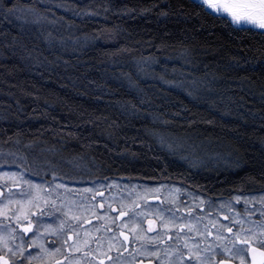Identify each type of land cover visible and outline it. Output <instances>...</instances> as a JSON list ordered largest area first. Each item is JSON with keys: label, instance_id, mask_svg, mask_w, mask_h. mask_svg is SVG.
Returning <instances> with one entry per match:
<instances>
[{"label": "trees", "instance_id": "16d2710c", "mask_svg": "<svg viewBox=\"0 0 264 264\" xmlns=\"http://www.w3.org/2000/svg\"><path fill=\"white\" fill-rule=\"evenodd\" d=\"M28 2L47 19L0 14L1 152L37 179L264 193V34L191 0Z\"/></svg>", "mask_w": 264, "mask_h": 264}, {"label": "rangeland", "instance_id": "374dc122", "mask_svg": "<svg viewBox=\"0 0 264 264\" xmlns=\"http://www.w3.org/2000/svg\"><path fill=\"white\" fill-rule=\"evenodd\" d=\"M9 157L12 158V155L7 151H0V173L4 174L0 176V192L3 193L0 199V212L3 214L0 219L4 218L5 223H8L0 222V232L14 238L9 240L10 245L16 239L12 226L17 223L16 215L21 213L22 204L23 212L33 221L34 227H37L35 221L39 220L40 236L33 235L35 248L45 249L43 235L53 234L56 236V248L61 251L64 248L65 233H68L73 238L72 240L67 235L71 240V248H79L78 252L82 253L88 264H95V259H105L114 251L122 258L112 257L104 264H138L139 260L148 257L154 258L159 264H181L182 259L188 260L190 248H199L202 255H208L207 250L211 249L215 257L212 264H216V258H227L240 264L238 257L233 258L231 254L224 252V248H232L236 237L221 228V225L233 227L234 232L243 228L252 237L253 246H258L257 240L264 242V233L261 231L264 228V200L261 199L264 193L237 195L241 197L240 200L234 199V196L211 201L176 185H148L126 179L96 180L84 183L87 184L85 186L55 177L42 181L23 168V163ZM10 173L17 174L15 179L10 177ZM22 180L43 185L46 189V192H40L43 198L28 203V197L39 189L30 188ZM58 184L66 187H57ZM84 189L92 191L85 192ZM42 208H46L47 212L54 210L52 226L44 227V218L41 215L32 217L34 210ZM189 208L192 209L191 212L188 211ZM111 209L116 212L111 213ZM121 209L125 212L123 216L120 215ZM173 213L175 221L163 227L162 220L169 221ZM73 216L78 219H73ZM21 217L25 218L20 215V221L23 220ZM149 220L158 225L152 236L148 234L149 224H143ZM141 228L143 232L140 231ZM119 232L128 236L126 242L123 241L122 234L118 237ZM209 232L212 234L209 235ZM218 235L222 239H217ZM237 247L245 249L246 257L248 246L237 244ZM157 250L158 255L151 254Z\"/></svg>", "mask_w": 264, "mask_h": 264}, {"label": "snow or ice", "instance_id": "6c2138e0", "mask_svg": "<svg viewBox=\"0 0 264 264\" xmlns=\"http://www.w3.org/2000/svg\"><path fill=\"white\" fill-rule=\"evenodd\" d=\"M191 6L196 10L193 14L197 17L201 15L211 16L213 19L221 20L225 25L236 26L237 30L243 32H249L253 30H259L261 34H264V0H191ZM56 7H65V5L57 4ZM109 9L106 7L105 11ZM84 10L81 9V12H77V15H80ZM125 11H134V9H125ZM142 12H148L150 9H141ZM0 14L5 17H15L18 20H23L28 22L29 18H31L32 23H40L42 20L47 19V17L42 16L36 6L32 3H29L28 0H2L0 2ZM91 15H99L98 12H90ZM162 16H167L168 13L166 11H162L160 13ZM50 23H54L55 21H49ZM15 39V38H13ZM157 47H160L159 45ZM260 55L264 57V49L260 50ZM148 59H151L150 57ZM233 60L238 63L236 58ZM194 85L195 81L192 82ZM189 95H192V92L189 91ZM14 135L19 136L21 133L17 132ZM12 138L9 137V140ZM7 143V141H5ZM15 143L19 144L20 141L17 139ZM4 175L0 173V176ZM11 178L15 179L16 173L9 174ZM23 183L29 185L32 189H39V191L35 192L34 195H30L28 197V203H31L33 200H39L43 197L40 196V192H46V189L43 188V185H35L32 184L31 181L22 180ZM57 187H66L65 185L58 184ZM160 187H165V185H160ZM85 192L92 191V189H84ZM178 191V190H177ZM0 196H3V193L0 192ZM85 199H87L85 197ZM234 199L240 200V196H235ZM253 199H255L253 197ZM264 200V197L261 198ZM11 202V201H10ZM202 202V201H201ZM245 202L247 203V198H245ZM22 211L16 215L17 223L20 225L21 230L24 234H27L33 231L32 225L33 221L28 220L27 224L21 223L19 217L20 215H24L27 218V214L23 212V204L21 205ZM189 212L192 211L191 208L188 209ZM3 213L0 212V215ZM44 213L42 212L41 215ZM120 215H125L123 209L120 210ZM143 215V213H141ZM158 217L160 214H157ZM73 219H78V217L73 216ZM176 217L173 213L169 221L162 220V226L167 227V223L175 221ZM183 219V217H181ZM37 224V228L39 227V220L35 221ZM243 224V221L240 222ZM175 226V225H173ZM180 227H184V225H180ZM225 231L229 233H233L236 237V240L233 242L232 248H224L225 254H231L233 258L238 257L240 259V264H247L246 257L244 255L245 249L243 247H237L239 245H247V252L251 256L252 264H264V242L257 240L256 247H253L252 237L243 230V228L237 229L235 232L233 231V227H228L227 225H221ZM55 231V229H52ZM152 230V221H149V231ZM189 230L191 227L189 226ZM14 231V230H13ZM143 232V229H140ZM262 233H264V228L261 229ZM123 235V233H121ZM212 233L209 232V235ZM244 237L243 239L241 237ZM14 239L4 235L0 232V264H25V259L31 260L32 257L30 254H27L24 250L23 243L26 242L25 235H20L19 239L21 240V245L16 246L15 248L11 247L9 240ZM35 239V237H34ZM149 239H152L149 237ZM217 239H222L219 235ZM127 240V237H125ZM163 243L162 240L159 241ZM187 247V245H185ZM28 247L31 248L32 244H28ZM4 249H8V251H4ZM59 249H52V251H58ZM75 251H79V248H75ZM45 251H47L45 249ZM208 255H202L201 250L199 248L189 249L188 252V260H181V264H212L214 254L211 252V249L207 250ZM159 250L156 253H151L153 255H158ZM211 257V258H210ZM103 264V262H101ZM218 264H231L230 260L219 259Z\"/></svg>", "mask_w": 264, "mask_h": 264}, {"label": "flooded vegetation", "instance_id": "af4514ba", "mask_svg": "<svg viewBox=\"0 0 264 264\" xmlns=\"http://www.w3.org/2000/svg\"><path fill=\"white\" fill-rule=\"evenodd\" d=\"M76 184H78V181L75 182ZM72 184V183H71ZM81 185V184H80ZM87 185V184H85ZM85 185H81V186H85ZM2 196H0L1 199ZM103 211H105L104 208H102ZM44 213L43 215H41V213ZM111 213H115L116 211L114 209L110 210ZM55 212L54 210H50V211H46V208H42V209H38V210H34L32 212V217L34 216H38L41 215L43 216L42 218H44V227L47 226H52V215H54ZM23 220H21V223L23 224H27L28 220H30L29 218H24L21 217ZM31 218V217H30ZM152 221V230L149 231L148 230V234L150 236H152L153 234H155V230L158 227V225L153 221V220H149ZM1 223L4 224H8L5 223L6 220L4 218L0 219ZM147 222V223H146ZM50 224V225H49ZM144 226H147L149 224L148 221H144L143 222ZM33 231L24 234L21 230V227L18 223L13 224L12 229L14 230L13 233L16 235V239L14 240V242H12L11 247L15 248L18 245H21V240L19 239L20 235H25L26 237V242L23 243V247L24 250L27 254H30L32 259L28 260L26 258L25 259V264H88V261L85 260L84 256H82V253H79L78 251H75V248H71L70 244H71V240L67 237L68 233H65V238H64V243L63 246L64 248L61 249V251H52V249H57L56 248V243H55V237L53 234H48V235H43L44 238V247L47 251H45V249L40 250L37 247L35 248L34 246V236L33 235H39L40 236V230L41 228H37L34 227L32 225ZM117 230V229H116ZM121 232H119L118 237H120ZM72 240L73 238L70 236V234L68 235ZM125 237H127L128 240V236L123 234V241H127L125 240ZM32 244V247L29 248L28 244ZM256 247V246H253ZM4 251H8V249L4 250ZM117 252H113V254H108L107 257L105 259L102 258H97L94 260L95 264H101V262H103V264L108 261L109 259H111L112 257H121V255L116 254ZM122 258V257H121ZM219 259H226L229 260L227 258H216V264H218ZM246 260H247V264H249L248 261V257H247V251H246ZM232 264H235L234 261L230 260ZM138 264H159L155 261L154 258H147V259H142L139 260Z\"/></svg>", "mask_w": 264, "mask_h": 264}, {"label": "water", "instance_id": "95a60500", "mask_svg": "<svg viewBox=\"0 0 264 264\" xmlns=\"http://www.w3.org/2000/svg\"><path fill=\"white\" fill-rule=\"evenodd\" d=\"M235 27H236V26H235ZM247 257H248L249 264H252L251 256L248 254V252H247ZM231 264H232V263H231Z\"/></svg>", "mask_w": 264, "mask_h": 264}]
</instances>
